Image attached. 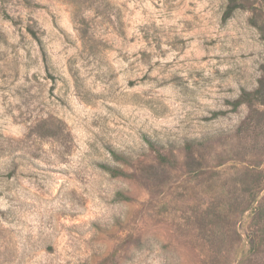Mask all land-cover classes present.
Segmentation results:
<instances>
[{"label":"rangeland","instance_id":"rangeland-1","mask_svg":"<svg viewBox=\"0 0 264 264\" xmlns=\"http://www.w3.org/2000/svg\"><path fill=\"white\" fill-rule=\"evenodd\" d=\"M261 81L264 0H0V264H264Z\"/></svg>","mask_w":264,"mask_h":264},{"label":"trees","instance_id":"trees-1","mask_svg":"<svg viewBox=\"0 0 264 264\" xmlns=\"http://www.w3.org/2000/svg\"><path fill=\"white\" fill-rule=\"evenodd\" d=\"M232 1V0H231ZM238 8V6L237 5H229L228 7H227V9H226V11H225V14H224V20H228V19H230L231 17H232V15H233V13L236 11V9ZM262 83H264V82H262L261 81V84ZM243 99L245 100V101H250L251 100V96L250 95H248V94H245L244 96H243ZM159 157H161L160 156V154H159ZM104 170H106V171H112L111 170V168L109 167V166H101Z\"/></svg>","mask_w":264,"mask_h":264}]
</instances>
